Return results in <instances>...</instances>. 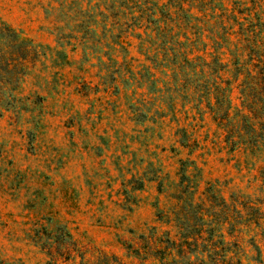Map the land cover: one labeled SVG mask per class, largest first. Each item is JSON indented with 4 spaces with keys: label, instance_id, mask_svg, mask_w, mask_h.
I'll return each instance as SVG.
<instances>
[{
    "label": "rangeland",
    "instance_id": "rangeland-1",
    "mask_svg": "<svg viewBox=\"0 0 264 264\" xmlns=\"http://www.w3.org/2000/svg\"><path fill=\"white\" fill-rule=\"evenodd\" d=\"M110 3L0 0V264H256L227 244L264 234L239 213L264 210V147L225 143L233 77H172Z\"/></svg>",
    "mask_w": 264,
    "mask_h": 264
},
{
    "label": "trees",
    "instance_id": "trees-1",
    "mask_svg": "<svg viewBox=\"0 0 264 264\" xmlns=\"http://www.w3.org/2000/svg\"><path fill=\"white\" fill-rule=\"evenodd\" d=\"M103 1H111L103 7L115 9V15L119 10L132 13L138 44L155 45L154 60L159 55V63H165L172 77L183 76L188 70L198 74L212 71L218 78L226 74L233 77L225 99V143L230 152L240 151L248 158L259 156L264 147V19L258 13V4H264V0H201L200 4L199 0ZM234 88L238 91L237 102L232 98ZM255 209L264 214L261 205L253 203L242 205L239 213L251 214ZM252 222L247 219L244 225L251 228ZM246 243L256 251L251 260L264 264V234L246 236L235 233L231 226L227 244L241 247ZM241 252L243 256L245 248ZM238 254L230 256L225 264H244ZM152 257L159 264L174 259L170 252L161 250L160 255Z\"/></svg>",
    "mask_w": 264,
    "mask_h": 264
}]
</instances>
